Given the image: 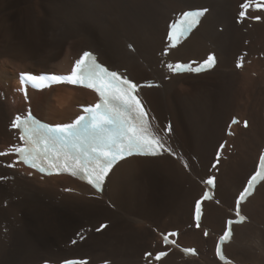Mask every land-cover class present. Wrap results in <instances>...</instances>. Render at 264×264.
<instances>
[{
	"label": "bare ground",
	"instance_id": "6f19581e",
	"mask_svg": "<svg viewBox=\"0 0 264 264\" xmlns=\"http://www.w3.org/2000/svg\"><path fill=\"white\" fill-rule=\"evenodd\" d=\"M243 2L0 0V152L22 144L11 124L28 106L52 125L69 124L81 106L97 100L90 91L59 85L29 91L27 104L19 74H68L74 59L92 50L112 70H127L133 81L161 82L140 97L154 130L171 124L163 135L174 153L120 162L102 195L67 176L43 177L17 164L12 154L0 156V264L82 258L88 264H150L145 254L169 250L161 235L173 230L179 231L177 244L199 255L171 250L160 264H222L217 239L264 147V13L249 10L262 19L239 22ZM199 7L209 8L200 27L163 55L170 20ZM209 54L219 58L211 72L173 76L165 67ZM241 56L242 69L236 66ZM233 116L249 120V126H235L228 137ZM222 142L224 158L217 164ZM211 176L217 178L215 200L205 204L196 228L194 204ZM243 212L249 221L235 227L227 255L233 264H264V182Z\"/></svg>",
	"mask_w": 264,
	"mask_h": 264
},
{
	"label": "snow or ice",
	"instance_id": "6c2138e0",
	"mask_svg": "<svg viewBox=\"0 0 264 264\" xmlns=\"http://www.w3.org/2000/svg\"><path fill=\"white\" fill-rule=\"evenodd\" d=\"M240 9L239 22H243L245 18L259 21L262 19L261 16H249L248 12L250 9L264 12V0H244ZM208 11L207 8H192L180 12L171 19L165 36L166 48L162 54L167 55L171 49L177 48L188 39ZM215 65V54H209L203 62L197 63L196 67L191 63H168L166 67L169 71L179 74L200 73L212 69ZM243 65L244 57L241 56L236 66L242 68ZM20 80L22 87L19 91L24 93L26 99L27 85L34 89H45L53 85L68 84L94 91L98 94L99 100L94 105L82 106L84 114L70 124L54 126L43 124L32 115L30 110L24 116L17 115L11 127L20 131L19 140L22 144L12 145L9 151L0 152V156L15 154L18 158L17 162H22L42 174L51 176L68 173L86 180L95 189L102 191L105 178L118 161L132 155L157 156L172 153L163 135L164 131L169 133L172 131L171 124L159 133L154 130L149 112L138 95L140 85L130 80L126 74L110 71L98 63L92 52H84L75 60L70 73L66 75L37 76L25 73L21 75ZM232 123L238 121L233 120ZM244 127H248L247 121L244 122ZM216 163H219V154ZM7 166L15 167V163ZM0 179L4 178L0 177ZM262 182H264V153L259 157L257 170L251 175L236 200V219L227 221V230L217 243L216 255L225 264H231L225 256L223 245L231 241L232 226L243 224L248 220V217L241 212V203L246 202L254 194L256 186ZM206 183L214 186L215 177H209ZM203 199H212V197L206 192ZM200 217L201 202L198 201L195 205L196 227L200 226ZM103 227L107 225H102L101 228ZM204 235L207 236L208 233L205 232ZM164 242L176 243L175 240H169L168 236L164 237ZM183 251L196 254L194 249H183ZM167 255V252L161 251L155 255V260L159 261ZM150 256L152 253H146V257ZM64 264H88V261L69 260ZM105 264L108 262L106 261Z\"/></svg>",
	"mask_w": 264,
	"mask_h": 264
}]
</instances>
